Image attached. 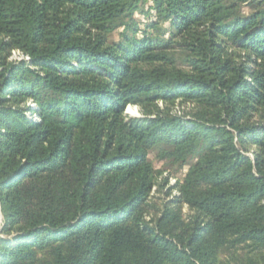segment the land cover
Instances as JSON below:
<instances>
[{
	"label": "trees",
	"instance_id": "1",
	"mask_svg": "<svg viewBox=\"0 0 264 264\" xmlns=\"http://www.w3.org/2000/svg\"><path fill=\"white\" fill-rule=\"evenodd\" d=\"M0 216V264H264V0H0Z\"/></svg>",
	"mask_w": 264,
	"mask_h": 264
},
{
	"label": "rangeland",
	"instance_id": "2",
	"mask_svg": "<svg viewBox=\"0 0 264 264\" xmlns=\"http://www.w3.org/2000/svg\"><path fill=\"white\" fill-rule=\"evenodd\" d=\"M141 23H143V21H141ZM12 59H14V60L22 59V55L21 54L19 55L18 52H16V53L13 52ZM125 113L131 117H141L140 110L136 106H127L125 108ZM150 160L152 161L155 169H157V170L164 169L163 163L155 160L153 155L150 156ZM166 175H167V173H165V176ZM178 178L180 179L181 177L178 175H175L174 177L172 176V178L170 180V185H174L176 182V179H178ZM166 192H167V189L164 186L163 187L161 186L158 190L156 189L153 192V194H152L153 200H151L150 203H152L154 205V208L147 214V216H146L147 218H150L151 216H156L158 214V212L161 209L162 202L166 201V199H167ZM182 213L184 215H187L189 213V211L186 207H183ZM0 225H1V216H0Z\"/></svg>",
	"mask_w": 264,
	"mask_h": 264
},
{
	"label": "built area",
	"instance_id": "3",
	"mask_svg": "<svg viewBox=\"0 0 264 264\" xmlns=\"http://www.w3.org/2000/svg\"><path fill=\"white\" fill-rule=\"evenodd\" d=\"M16 53V52H15ZM20 55V54H19Z\"/></svg>",
	"mask_w": 264,
	"mask_h": 264
},
{
	"label": "bare ground",
	"instance_id": "4",
	"mask_svg": "<svg viewBox=\"0 0 264 264\" xmlns=\"http://www.w3.org/2000/svg\"><path fill=\"white\" fill-rule=\"evenodd\" d=\"M129 109V108H128Z\"/></svg>",
	"mask_w": 264,
	"mask_h": 264
}]
</instances>
